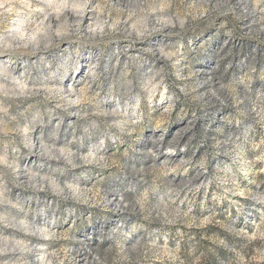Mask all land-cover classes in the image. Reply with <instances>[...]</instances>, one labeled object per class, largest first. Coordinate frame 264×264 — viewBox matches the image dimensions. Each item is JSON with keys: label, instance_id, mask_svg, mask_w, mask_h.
I'll use <instances>...</instances> for the list:
<instances>
[{"label": "rangeland", "instance_id": "obj_1", "mask_svg": "<svg viewBox=\"0 0 264 264\" xmlns=\"http://www.w3.org/2000/svg\"><path fill=\"white\" fill-rule=\"evenodd\" d=\"M0 264H264V0H0Z\"/></svg>", "mask_w": 264, "mask_h": 264}]
</instances>
